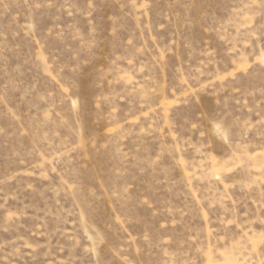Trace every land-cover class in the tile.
<instances>
[{
    "label": "rangeland",
    "instance_id": "1",
    "mask_svg": "<svg viewBox=\"0 0 264 264\" xmlns=\"http://www.w3.org/2000/svg\"><path fill=\"white\" fill-rule=\"evenodd\" d=\"M0 264H264V0H0Z\"/></svg>",
    "mask_w": 264,
    "mask_h": 264
}]
</instances>
